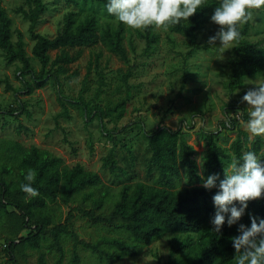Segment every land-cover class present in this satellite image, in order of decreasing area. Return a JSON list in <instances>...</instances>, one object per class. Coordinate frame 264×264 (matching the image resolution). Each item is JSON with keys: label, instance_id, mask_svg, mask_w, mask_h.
Instances as JSON below:
<instances>
[{"label": "trees", "instance_id": "16d2710c", "mask_svg": "<svg viewBox=\"0 0 264 264\" xmlns=\"http://www.w3.org/2000/svg\"><path fill=\"white\" fill-rule=\"evenodd\" d=\"M64 1L76 9L64 12L59 31L54 36L38 31L42 17L54 5L49 0H27L28 9L21 6L16 10L30 24L29 32L34 41L32 54L39 68L33 65L27 53L23 33L17 30V40L13 39V20L0 4V50L4 51L7 64H20L18 78L22 80V90L28 94L52 84L59 99L65 98L63 85L66 82L62 77L70 75L71 65L82 57L86 47L103 44L109 52L129 63L124 45L125 25L120 22L116 28L112 27V21L116 18L107 12L108 0ZM219 4L220 0H205V5L189 21L167 25L169 31L189 38L194 51L203 49L205 46L196 41L209 25H218L211 17ZM251 25V19L238 25L240 36L234 41L224 66L227 69L225 87L231 93L241 89L247 79L264 74V45L251 40ZM154 27L145 28V34H142L148 48L158 41V36L153 33ZM212 29L210 31L213 33ZM52 51H56L54 58ZM100 57L101 53L93 55L98 76L97 92L87 100L85 93L90 82L87 73L78 97L69 99L68 104L80 111L86 123L99 121L102 133L114 142L103 158V167L116 176L120 171L127 176L130 167L119 165L115 150L117 142L107 124L117 125L122 121L138 87L130 83L134 76L133 68L126 72L119 70L118 88H123L125 97L116 101L103 98L107 80L105 67L99 64ZM63 106L62 114L69 119L70 110L64 101ZM228 106L240 107L236 101ZM14 111L10 110L8 115L17 118ZM25 111L29 113L23 104L19 112ZM168 111L172 112L171 108ZM240 119L247 122L248 114L243 112L241 118L234 116L229 117V121H221L217 131L201 128L199 136L204 138L207 146L200 156L188 142L190 133L182 127L173 130L161 121L156 129L146 130L144 123L137 121L151 155L146 166L150 179L132 181L129 178L120 186L113 209L106 214L97 211L112 193L106 189L99 173L87 170L80 163L69 166L63 158L37 146L26 147L11 140L0 144V215L10 216V229L17 235V239L8 240L5 244L8 261L20 264L18 255L32 249L38 254L37 264H47V254L53 252L58 253L55 264H62L66 255L65 241L71 240V264H82L79 246L85 251L89 250L101 264H113L124 256L136 257L144 247L166 234H172L169 258L163 264H237L232 238L240 234V224L250 227L252 217H256L258 222L264 219L262 194L260 198L248 201L247 209L236 224L228 225L227 216L230 213L225 214L226 221L220 232L214 231L212 223L217 211L213 196L219 191V181L225 178V168H229L231 161L242 162L243 154L249 151L264 160V136L250 139ZM193 127L191 124L187 128ZM23 128V124L18 125V129ZM235 130L236 137L230 142L228 133ZM126 142V138L121 139L122 147L128 149L133 164L135 154ZM29 170L35 173L32 187L39 193L36 197L27 196L20 187L28 183L25 176ZM201 171L206 177L218 174L217 187L211 190L204 188L199 182L202 180ZM185 179L189 185L183 184ZM78 195H82L84 201H92V208L80 207L82 214L92 223L120 228L126 230L128 235L124 238L102 236L95 242L85 241L72 228L71 214L64 221L56 220L54 209L49 204L60 201V204L68 206L78 199ZM236 206H240L239 202H236ZM9 207L13 209L11 212ZM26 230L28 233L21 236Z\"/></svg>", "mask_w": 264, "mask_h": 264}, {"label": "rangeland", "instance_id": "374dc122", "mask_svg": "<svg viewBox=\"0 0 264 264\" xmlns=\"http://www.w3.org/2000/svg\"><path fill=\"white\" fill-rule=\"evenodd\" d=\"M49 1L54 5L42 17L38 31L54 36L59 31L64 12L74 10L76 7L64 0ZM0 4L13 20V39L17 40V30L23 33L27 53L32 58L33 65L39 68L38 61L32 54L34 41L29 32L30 24L16 11L21 6L28 9L27 0H0ZM249 11L252 16L250 38L253 42L264 45V7ZM119 23L117 19L113 20L112 27L116 28ZM220 27L213 24L205 28L196 41L205 47L194 51L189 38L169 31L167 25L154 27L153 33L158 36V41L153 43L154 46L151 48H148L147 40L142 35L145 34V29H132L125 25L124 45L129 63L109 52L103 44L93 48L86 47L82 57L71 65L70 75L66 78L62 77L66 82L63 85V92L67 100L64 97L59 99L56 87L54 88L52 84L36 89L32 94L23 91L22 80L18 78L20 64H7L4 51L0 50V144L3 145L11 140L26 147L37 146L63 158L69 166L80 163L87 170L99 173L106 189L110 190L112 195H109L97 212L109 213L113 209L117 192L124 182L129 178L132 181L150 179L146 174V166L151 155L147 150L143 132L136 124L137 121H142L146 130L156 129L161 121L163 125L173 130L182 127L185 132L190 133L188 142L200 156L207 146L204 138L199 136L201 128L206 131H217L221 121H229V117L234 116L241 118L243 112L248 113L247 102H242V97L249 89L255 87L253 83L257 80L264 81V74L247 79L246 84L235 92L231 93L225 87L227 69L224 66L234 42L225 52L221 51L219 40L215 45L209 44V38L216 35ZM212 28H214L213 33L210 31L213 30ZM95 53H101L99 64L105 67L106 72L107 85L104 86L103 98L116 101L125 97L123 88H118L119 70L126 72L133 68L134 76L130 79V83L138 87L134 90L136 96L131 100L122 121L117 125L107 124L117 142L115 150L119 165L130 167L127 176L122 171L116 176L108 168L103 167V158L109 153L114 142L102 133L99 121L86 123L80 111L68 104L69 99L78 97L87 73L90 76L85 93L87 100L97 92L98 76L95 70L96 60L93 59ZM51 54L54 58L56 51H52ZM91 59L93 62L89 63ZM63 101L70 110L69 119L62 114ZM235 101L240 107L228 106ZM23 104L26 105L29 113L19 112ZM169 108L172 112L168 111ZM10 110H15L17 118L15 115H8ZM131 122L133 123L130 124ZM240 123L245 129L247 122L240 119ZM19 124H23L24 128L18 129ZM191 124L194 127L187 128ZM228 134L227 138L231 142L235 139L237 131H230ZM122 138H126V143L135 154L133 164L128 149L122 147ZM231 165L232 161L229 169ZM201 174L206 178L203 171ZM199 182L202 183V180ZM183 184L189 185V181L185 179ZM77 198L68 206L60 204V201L50 203L49 206L54 209L56 220L64 221L70 214L72 215V228L81 239L95 242L102 236L124 238L128 235L126 230L92 223L80 211V207L92 208V201L82 200V195H78ZM11 210L12 207H9L10 212ZM9 217L5 214L0 215V264H12L8 261L4 248L8 240L17 239L14 230L10 229ZM26 233L28 230L20 235ZM171 237L172 234H166L144 247L136 257L124 256L113 264H163L169 258ZM72 246L71 240L65 241L66 255L62 264H71ZM78 252L82 264H101L89 250H83L82 246L78 247ZM55 256H58V253H48L47 264H55ZM37 258V252L32 249H26L25 254L18 255L20 264H37Z\"/></svg>", "mask_w": 264, "mask_h": 264}, {"label": "clouds", "instance_id": "9594fccd", "mask_svg": "<svg viewBox=\"0 0 264 264\" xmlns=\"http://www.w3.org/2000/svg\"><path fill=\"white\" fill-rule=\"evenodd\" d=\"M205 0H108V14L132 29H145L154 25L157 28L166 25H178L189 21ZM264 7V0H220L211 20L220 25L216 35L209 38V44L220 41L222 52L230 49L240 32L238 25L248 22L252 16L249 10ZM242 97L247 102L248 120L245 130L249 138L264 136V81L257 80ZM28 183L21 190L29 197L39 193L32 187L35 173L32 170L25 176ZM218 174L202 177V186L211 190L217 187ZM264 194V160L255 152H245L242 162L234 161L225 168V178L219 181V191L213 196L216 213L212 220L214 231L220 232L225 224L226 215L229 226L240 220L248 207V201L260 198ZM239 202V207L236 206ZM239 235L234 236L237 264H264V219L257 221L252 217L251 226H239Z\"/></svg>", "mask_w": 264, "mask_h": 264}]
</instances>
